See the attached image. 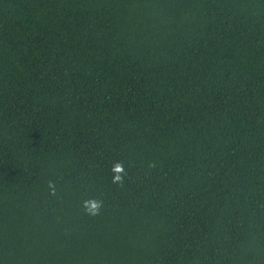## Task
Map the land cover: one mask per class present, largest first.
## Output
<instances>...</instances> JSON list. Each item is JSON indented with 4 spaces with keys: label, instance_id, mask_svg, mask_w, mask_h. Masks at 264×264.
<instances>
[{
    "label": "trees",
    "instance_id": "obj_1",
    "mask_svg": "<svg viewBox=\"0 0 264 264\" xmlns=\"http://www.w3.org/2000/svg\"><path fill=\"white\" fill-rule=\"evenodd\" d=\"M0 264H264V0H0Z\"/></svg>",
    "mask_w": 264,
    "mask_h": 264
},
{
    "label": "clouds",
    "instance_id": "obj_2",
    "mask_svg": "<svg viewBox=\"0 0 264 264\" xmlns=\"http://www.w3.org/2000/svg\"><path fill=\"white\" fill-rule=\"evenodd\" d=\"M111 171L113 173V183L122 184L124 176L126 175L124 164L120 161H116L111 166ZM49 187L52 189V194H55L54 185L50 184ZM85 211L89 215H98L103 206L102 201L96 199H89L83 202Z\"/></svg>",
    "mask_w": 264,
    "mask_h": 264
}]
</instances>
